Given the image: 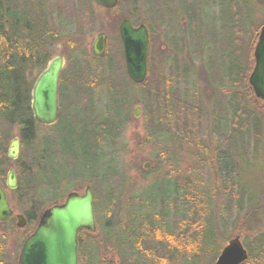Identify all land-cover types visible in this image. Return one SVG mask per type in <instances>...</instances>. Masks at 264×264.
Wrapping results in <instances>:
<instances>
[{
    "label": "trees",
    "instance_id": "trees-1",
    "mask_svg": "<svg viewBox=\"0 0 264 264\" xmlns=\"http://www.w3.org/2000/svg\"><path fill=\"white\" fill-rule=\"evenodd\" d=\"M212 1L219 7L221 26L225 31L219 53H224L226 57L223 71L234 87L246 84L250 96L247 102L240 92L231 97L230 125L226 119L225 126L230 129L227 142L236 145L250 135L251 128L255 131V140L262 136L264 128L260 116L252 107L253 104L264 113V102L257 99L249 85L259 30L256 26L254 38L245 54L243 41L237 40L238 32L239 29L245 30L246 25L250 27L248 22L253 20L252 16L244 18V23L238 19L236 9L233 12L238 1ZM244 2L246 8L251 6L254 10L258 5L257 0ZM260 2L264 6V0ZM254 10L249 8L246 11L252 14ZM56 22L45 7L37 10L27 0H3L0 4V182L5 177L6 168L14 166L18 179V188L14 193L22 212L29 213L40 206L59 203L62 195L75 189L76 184L89 182L95 195L98 234L82 233L80 236V264H100L99 258L105 253L120 255L122 259L118 262L106 261L105 264H212L215 255L223 249L220 228L215 225L214 208H209L213 192L205 194L200 188L198 194H192V177L185 176L180 170L176 150L186 142L192 145V136L187 134L192 130H189L187 119L181 118L189 115L187 102L173 93L171 84L153 85L147 91V81L141 87L146 89L141 103L150 122L146 145L152 144L154 149L147 155L152 169L146 171L140 167L139 170L146 180L150 175H156L143 188H137L133 179L129 178L128 170L122 161H118L116 152L117 142L123 138L131 123V108L135 92L139 89L129 81L124 66L116 60H110L107 69L109 77L102 83L95 81L90 68L85 71L87 76L84 79H78L80 64L74 62L72 73L65 77L64 71L61 76L58 123L44 127L51 129L50 135L42 137L37 130L42 126L33 118V83L27 80L28 73L43 70L49 62V50L53 43L74 31L67 25L66 33H62L59 22L57 25L60 28L53 30V23ZM69 48L71 53L81 54L77 41L69 43ZM80 101L84 102V108L80 107ZM216 119L221 121L220 113ZM250 120L253 121L251 124ZM15 130L21 149L18 160L12 163L8 150ZM202 145H199L202 147L200 151H205L206 147ZM220 148H216L218 162L226 160L234 163L227 149L220 153ZM121 150H127L125 143H122ZM201 160L199 166L207 162ZM77 166L83 168L76 170ZM194 171L190 174L196 176L193 182L199 187L200 174ZM99 191L102 192V200L99 199ZM258 194L259 191L254 193ZM254 212L264 213V198ZM171 216H181V219L176 220L174 225L169 220ZM148 234L176 254L159 258L146 246ZM215 239L217 241L213 244ZM244 245L249 252V260L245 264H264L263 237L255 239L252 246L247 241ZM211 255L213 260L210 261Z\"/></svg>",
    "mask_w": 264,
    "mask_h": 264
},
{
    "label": "rangeland",
    "instance_id": "rangeland-1",
    "mask_svg": "<svg viewBox=\"0 0 264 264\" xmlns=\"http://www.w3.org/2000/svg\"><path fill=\"white\" fill-rule=\"evenodd\" d=\"M134 1L133 3L130 0H121V6L113 11L99 7L94 0H27V3L37 10L45 7L49 14L59 22L62 33L65 32L67 25L70 26L71 30H74L71 32L72 34L69 33L68 37L66 34L65 37H60L61 41L54 42L49 50V60L57 56L66 58L65 77L72 73L73 64L76 62L80 64L81 75L78 79H84L87 76L85 71L90 68L92 75L96 78L95 81L98 80L102 83L104 79L107 80L110 60H116L119 65L125 68L124 58H121L122 45L119 38V27L123 19L130 18L137 26L139 24L147 25L151 31L147 91L151 90L153 85L171 84L173 93L181 101L187 102L186 105L189 107L188 117L183 118L181 116V118L182 120L187 119L188 125L190 124L188 127L192 131H188L187 134L192 136L190 141L193 142V146L186 142L181 147H177L176 156L179 157L180 170L185 176L192 177L191 181L194 185L192 194H198L200 188L204 190L205 194H208L209 191L213 192L214 202L209 201V208H214L215 225H219L220 243L223 244V247L237 236L241 238L243 243L247 241L248 245L252 246L255 239L264 238V213L255 214L254 212L257 210L261 199L264 198V128L262 136H258L256 140L255 131L251 128L250 135L245 136L243 142L239 141L236 145L227 142L230 129L225 126V121L227 119L230 125L232 94L235 92L244 94L246 102L249 101L250 96L246 84L240 83L242 86L234 87L223 71L222 65L225 63L226 57L224 53L219 54L222 50V33L224 31L223 26H221L219 7L215 6L212 0ZM236 1L238 3L233 12L236 9L238 19L244 23V18L248 15H251L253 19L248 22L250 27L246 25L245 30L239 29L238 32L237 40L243 41L244 52L247 54L250 42L254 38L255 27L257 26L260 31L264 25V6L260 0H257L258 5L255 10L251 6L249 7L254 10L251 14L246 11L249 8H246L245 0ZM2 2L3 0H0V4ZM58 22L53 23V30L60 28L57 25ZM99 33H106L109 36L107 55L103 60L94 61L91 44ZM73 41H77L80 45L81 54L70 52L69 43ZM41 71L29 72L27 80L34 83L42 73ZM105 74L106 76H104ZM129 87L134 89L131 85ZM141 87L138 86L139 89L135 92L134 105L131 108V123L123 138L117 142L116 147V152L119 155L118 161L125 164L128 176L133 179L137 188L145 187L156 176L152 174L146 180L139 170L140 167L145 170L144 166L147 163H150L149 170L152 169V164L147 159V155L151 154L154 149L152 144L146 145L145 138H147L150 122L147 121L145 107L141 103L144 95H146V89ZM82 99L84 98L82 97ZM80 102H78L80 107L84 108V102ZM138 106L141 107V114L139 118H135L134 111ZM252 107L260 116L261 123L264 124V113L256 109L253 104ZM218 113L221 114L222 118L220 122L216 119ZM252 122L250 120L249 124ZM37 130L42 137L52 133L49 128L40 127ZM174 130L172 125V131ZM15 136H17V130H15ZM122 143L126 144V151L121 150ZM199 145L205 146V151H200L202 147ZM219 146H221L220 153L227 149L234 163L230 164L226 160L218 162L219 153L216 148ZM27 157L29 159V153H27ZM200 160L207 162L199 166ZM13 168L15 169L11 165L6 168L5 177L1 181L4 186L7 173L9 169ZM82 168V166H77L76 170ZM192 170L200 174H198L199 187L193 182L196 176L190 174ZM88 185L89 182H80L68 194L77 191L83 195ZM257 191L259 194L254 195ZM8 193L15 214L21 213L22 210L15 193L9 190ZM68 194L62 195V200L59 203L62 204ZM98 195L99 199L102 200L101 191L98 192ZM255 197L259 202L257 200L252 201L253 198L256 199ZM52 205L48 204L45 207L48 208ZM180 219L181 216L169 217L174 225V222ZM223 223L224 225H222ZM15 230L16 232H12V236L8 237L10 254L11 247L22 243L26 235L25 231H18L17 227ZM146 241L147 248L161 259L168 254L171 256L176 254L163 247L161 242L152 239L149 234ZM216 241L217 239L213 240V244ZM221 251L222 249L217 254L215 253L212 264H215ZM211 257L212 255L210 261L213 260L214 253ZM120 259V255L105 253L99 258V263L118 262ZM173 260L176 261L174 258Z\"/></svg>",
    "mask_w": 264,
    "mask_h": 264
},
{
    "label": "water",
    "instance_id": "water-1",
    "mask_svg": "<svg viewBox=\"0 0 264 264\" xmlns=\"http://www.w3.org/2000/svg\"><path fill=\"white\" fill-rule=\"evenodd\" d=\"M104 9H115L119 0H94ZM119 36L123 46L126 72L136 85H143L148 75V57L150 48L149 31L145 25L135 28L131 20L125 19L119 27ZM108 35L99 33L91 44L95 58L104 59L107 50ZM255 66L249 78L256 97L264 101V25L261 27L254 51ZM63 56L53 58L47 68L39 75L32 89V112L36 123L53 126L59 118V80L65 66ZM141 107H137L134 116L139 118ZM20 140H12L8 156L11 161L18 159ZM150 168V163L145 169ZM7 187L17 188V177L10 170ZM94 194L90 186L84 195L77 192L68 194L65 203L48 209L41 217L36 232L24 244L19 264H79V235L83 231L95 234ZM13 211L6 193L0 185V221L6 222ZM18 227L25 226L22 216L18 217ZM249 260V253L239 236L231 239L222 249L215 264H244Z\"/></svg>",
    "mask_w": 264,
    "mask_h": 264
},
{
    "label": "flooded vegetation",
    "instance_id": "flooded-vegetation-1",
    "mask_svg": "<svg viewBox=\"0 0 264 264\" xmlns=\"http://www.w3.org/2000/svg\"><path fill=\"white\" fill-rule=\"evenodd\" d=\"M149 33L151 36V31L149 29ZM2 183V182H1ZM3 189L6 191L7 199L10 203V197L8 193V188L5 184V186L2 184ZM10 191V190H9ZM11 206V203H10ZM13 210L12 217L7 222H1L0 221V264H19L20 262V256L24 247L25 242L28 238H30L36 231L39 222L41 220V217L47 210L45 206H40L37 210L35 209L34 212H21L15 214V211L13 207L11 206ZM22 216L25 220V226L23 228L17 227L18 217ZM17 227L18 231H25L26 235L24 239L22 240V243L15 244L13 247H11V254H10V248L8 246V237H11L12 232H16L15 228ZM28 228V230H27ZM30 228V229H29ZM33 228V230H31ZM18 259V260H17Z\"/></svg>",
    "mask_w": 264,
    "mask_h": 264
}]
</instances>
